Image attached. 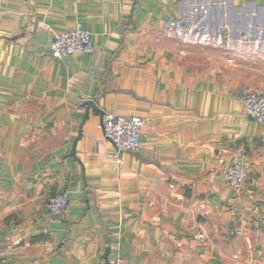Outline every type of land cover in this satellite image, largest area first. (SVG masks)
Listing matches in <instances>:
<instances>
[{"label": "crops", "instance_id": "obj_1", "mask_svg": "<svg viewBox=\"0 0 264 264\" xmlns=\"http://www.w3.org/2000/svg\"><path fill=\"white\" fill-rule=\"evenodd\" d=\"M2 3L0 264H264V124L238 97L264 92V0ZM77 27L94 50L54 58ZM107 114L145 120L120 169Z\"/></svg>", "mask_w": 264, "mask_h": 264}, {"label": "built area", "instance_id": "obj_2", "mask_svg": "<svg viewBox=\"0 0 264 264\" xmlns=\"http://www.w3.org/2000/svg\"><path fill=\"white\" fill-rule=\"evenodd\" d=\"M4 14L2 0H0V18ZM94 50L92 35L82 27L70 32L55 34L51 44L52 56L63 60L70 55L90 54ZM239 100L243 104L244 112L264 124V93L258 88H246L239 93ZM145 120L141 116H124L107 114L103 120V130L106 138L115 146L117 163L115 168L124 165V152L137 153L141 148V134ZM224 178L233 186H240L250 178L248 168L241 162H235L228 167ZM69 199L65 194H55L49 199L48 210L52 216L65 213ZM115 264H126L122 257H117Z\"/></svg>", "mask_w": 264, "mask_h": 264}, {"label": "water", "instance_id": "obj_3", "mask_svg": "<svg viewBox=\"0 0 264 264\" xmlns=\"http://www.w3.org/2000/svg\"><path fill=\"white\" fill-rule=\"evenodd\" d=\"M85 105L87 106L85 119L88 116L90 110H93L94 112L100 113L101 115L104 114L103 110L93 100L85 102ZM81 136H82V133L80 132L78 138L74 142L73 150L71 151V154H70L71 156L75 155L76 144H77V141L81 138Z\"/></svg>", "mask_w": 264, "mask_h": 264}, {"label": "rangeland", "instance_id": "obj_4", "mask_svg": "<svg viewBox=\"0 0 264 264\" xmlns=\"http://www.w3.org/2000/svg\"><path fill=\"white\" fill-rule=\"evenodd\" d=\"M257 81H258V79H257ZM255 88V87H254Z\"/></svg>", "mask_w": 264, "mask_h": 264}, {"label": "trees", "instance_id": "obj_5", "mask_svg": "<svg viewBox=\"0 0 264 264\" xmlns=\"http://www.w3.org/2000/svg\"><path fill=\"white\" fill-rule=\"evenodd\" d=\"M264 93V92H263Z\"/></svg>", "mask_w": 264, "mask_h": 264}]
</instances>
